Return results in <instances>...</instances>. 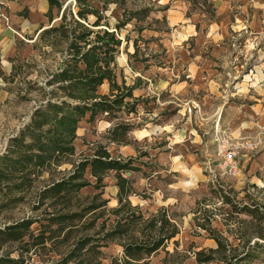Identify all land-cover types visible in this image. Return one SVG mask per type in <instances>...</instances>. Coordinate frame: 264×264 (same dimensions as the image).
Segmentation results:
<instances>
[{
	"label": "rangeland",
	"instance_id": "374dc122",
	"mask_svg": "<svg viewBox=\"0 0 264 264\" xmlns=\"http://www.w3.org/2000/svg\"><path fill=\"white\" fill-rule=\"evenodd\" d=\"M63 1L69 8L68 21L78 19L77 0ZM88 2L100 10L102 23H109L110 30L132 11L150 8L117 30L122 39L116 55L117 80L136 86L134 97L126 98L135 101L134 110L128 111L129 103L94 119L87 113L78 123L74 154L32 174V180L19 187L17 176L3 180L0 228L30 217L35 235L44 231L50 238L44 244L29 236L27 244L1 239L0 255L18 258L19 264H62L76 239L102 237L112 227L119 190L115 171L97 188L88 167L85 176L92 184L70 202L44 194L75 164L105 147L114 158H132L135 168L124 173L133 187L128 195L132 205L146 216L165 208L179 226L174 238L148 256L149 264H163L167 256L172 264H199L196 251L210 253L217 246L211 229L225 241L233 264H264V0ZM8 9L7 1L0 0V22L19 42L13 57L4 61L0 57L5 73L0 76V154L43 108L52 89L46 80L67 56L66 42L53 49L44 44L43 33L20 32ZM95 19L90 15L80 21L98 28L91 25ZM71 26L81 29L75 22ZM99 91L108 93L109 83ZM126 125L130 129L125 130ZM228 140L254 143L241 150L233 169L219 148L220 141ZM100 191L97 201L106 204L96 212H85L81 219L58 218L80 211ZM248 207L258 214H251ZM58 228L61 232L53 230ZM101 249L104 264L123 255L118 241ZM246 253L247 259L240 260ZM201 264L227 263L217 259Z\"/></svg>",
	"mask_w": 264,
	"mask_h": 264
},
{
	"label": "trees",
	"instance_id": "16d2710c",
	"mask_svg": "<svg viewBox=\"0 0 264 264\" xmlns=\"http://www.w3.org/2000/svg\"><path fill=\"white\" fill-rule=\"evenodd\" d=\"M48 1L51 9L57 7L61 12L63 0ZM77 5L78 19L71 18L68 21L67 6L61 15V23L52 24L39 34L43 33L44 44L53 49H58V44L66 42L64 48L67 56L62 65L46 80V85L52 89L43 108L35 111L31 122L9 140L5 152L0 154V185L3 180L17 176L20 183L16 184L19 187L27 179L32 180V174L37 175L46 167L59 164L62 157L74 154L78 123L87 113H90V119H94L100 112H115L129 103L132 107L128 111L134 110L135 101H127L126 98L134 97L133 90L136 86L128 85L124 79L122 83L117 80L116 55L122 43V39L117 36V30L134 18V15L147 14L150 8L132 11L130 17H124L115 25L116 30H110L109 23H102L103 15L100 10L92 6L88 0H77ZM90 15L96 18L91 25L98 28H92L80 21L86 20ZM73 22L81 29L72 28ZM4 74L0 62V76L4 78ZM105 82L109 83V92L101 93L99 87ZM123 127L125 130L130 129L128 125ZM132 162V158L128 160L114 158L105 147H100L92 157H86L75 164L74 170L68 176L54 181L44 189L47 197L53 200L63 198L70 202L81 188L92 184L85 176L88 167L91 175L96 178L94 185L97 188L104 185L103 180L110 171L116 172L119 190L118 205L112 209L117 216L114 224L102 237L85 235L76 239L62 258V264H104L101 247L113 241L121 244L123 255L114 256L110 264H149L148 256L163 248L179 233L178 224L165 208L146 216L138 206L132 205L128 195L133 191V187L124 175L135 168ZM101 194L102 191L94 195L92 201L80 211L67 212L58 218L81 219L85 212H96L106 204L105 200L97 201ZM247 210L251 214H258L256 208L248 207ZM33 222L34 219L27 217L1 227L0 240L21 241L27 244L29 242L25 238L29 236L44 244L50 236L44 231L35 235L31 229ZM53 230L61 232L62 229ZM70 232L65 234V240L68 239ZM211 233L217 246L210 248V253L196 251L198 263L218 259L233 264L228 259L225 241L214 229H211ZM261 238L264 239V234ZM103 240L106 241L102 242ZM254 244L260 246L258 242ZM261 246L264 247V243ZM247 255L248 253L240 257V260L247 259ZM19 263L18 258L8 254L0 255V264ZM163 264H172L168 256Z\"/></svg>",
	"mask_w": 264,
	"mask_h": 264
},
{
	"label": "crops",
	"instance_id": "0c3cea01",
	"mask_svg": "<svg viewBox=\"0 0 264 264\" xmlns=\"http://www.w3.org/2000/svg\"><path fill=\"white\" fill-rule=\"evenodd\" d=\"M11 13V21L20 32L30 34L43 31L45 27L60 18L57 7H50L48 0H6ZM59 15V16H57ZM57 16V17H56ZM182 16V14H181ZM180 17V16H179ZM105 27V26H102ZM16 34L0 22L1 61L15 55L19 40Z\"/></svg>",
	"mask_w": 264,
	"mask_h": 264
},
{
	"label": "built area",
	"instance_id": "2783aa9c",
	"mask_svg": "<svg viewBox=\"0 0 264 264\" xmlns=\"http://www.w3.org/2000/svg\"><path fill=\"white\" fill-rule=\"evenodd\" d=\"M220 140V139H219ZM254 143L250 140H245L242 142H230L228 141H220V151L223 152V157L225 158V162L228 163L231 168H236V162L238 155L241 150L244 148L252 147Z\"/></svg>",
	"mask_w": 264,
	"mask_h": 264
},
{
	"label": "water",
	"instance_id": "95a60500",
	"mask_svg": "<svg viewBox=\"0 0 264 264\" xmlns=\"http://www.w3.org/2000/svg\"><path fill=\"white\" fill-rule=\"evenodd\" d=\"M67 6V3H66V5L63 7V10H62V13H63V11H64V8ZM62 15V14H61ZM60 18H61V16H60ZM55 22V21H54ZM52 24L53 23H51L49 26H47V27H45V28H48V27H50V26H52Z\"/></svg>",
	"mask_w": 264,
	"mask_h": 264
}]
</instances>
